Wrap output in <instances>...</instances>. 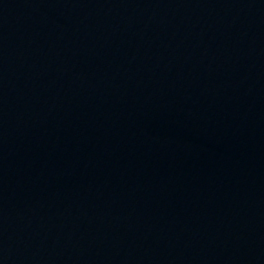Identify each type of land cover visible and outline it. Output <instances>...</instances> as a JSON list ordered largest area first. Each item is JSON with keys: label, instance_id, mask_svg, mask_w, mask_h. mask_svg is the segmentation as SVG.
<instances>
[{"label": "water", "instance_id": "water-1", "mask_svg": "<svg viewBox=\"0 0 264 264\" xmlns=\"http://www.w3.org/2000/svg\"><path fill=\"white\" fill-rule=\"evenodd\" d=\"M0 264H264V0H0Z\"/></svg>", "mask_w": 264, "mask_h": 264}]
</instances>
